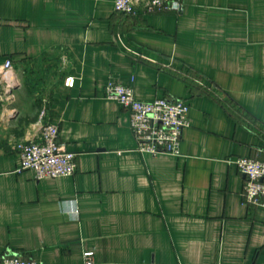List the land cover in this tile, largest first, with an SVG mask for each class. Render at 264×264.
Masks as SVG:
<instances>
[{"label": "crops", "instance_id": "1", "mask_svg": "<svg viewBox=\"0 0 264 264\" xmlns=\"http://www.w3.org/2000/svg\"><path fill=\"white\" fill-rule=\"evenodd\" d=\"M114 2L0 0V70L13 63L0 127L15 121L16 142L33 138L46 101L77 163L73 176L38 180L18 171L16 143L0 145V258L264 264V207L245 204L233 161L264 160V0L134 16ZM111 80L139 100L188 101L179 155L137 150L129 112L105 96Z\"/></svg>", "mask_w": 264, "mask_h": 264}, {"label": "built area", "instance_id": "2", "mask_svg": "<svg viewBox=\"0 0 264 264\" xmlns=\"http://www.w3.org/2000/svg\"><path fill=\"white\" fill-rule=\"evenodd\" d=\"M115 11L123 16L155 13H178L181 0H115ZM13 67L8 59L0 70V78L7 77ZM74 75L65 78V85L73 87ZM105 96L116 100L130 115V127L137 142V150L143 154L179 155L186 128L189 127L190 105L183 98H156L139 100L133 87L111 80L105 88ZM0 98L2 94L0 92ZM49 107L45 101L39 112L40 129L36 136L19 141L14 148L20 155L18 171L31 170L38 180L73 176L77 171L76 154L60 142L59 125L48 119ZM234 163L245 177L243 198L248 206L264 207V160L257 157H238ZM93 252L85 253L86 264L93 263ZM0 264H42L34 259L16 255L0 258Z\"/></svg>", "mask_w": 264, "mask_h": 264}, {"label": "rangeland", "instance_id": "3", "mask_svg": "<svg viewBox=\"0 0 264 264\" xmlns=\"http://www.w3.org/2000/svg\"><path fill=\"white\" fill-rule=\"evenodd\" d=\"M20 115H18V116H20ZM6 122H8V126L6 128H3V126L0 127V145L1 144L10 145L12 143L15 144L18 142V141L16 142L15 138L10 133V129L15 126V121H7L6 120Z\"/></svg>", "mask_w": 264, "mask_h": 264}, {"label": "trees", "instance_id": "4", "mask_svg": "<svg viewBox=\"0 0 264 264\" xmlns=\"http://www.w3.org/2000/svg\"><path fill=\"white\" fill-rule=\"evenodd\" d=\"M26 122H28V121H26Z\"/></svg>", "mask_w": 264, "mask_h": 264}]
</instances>
